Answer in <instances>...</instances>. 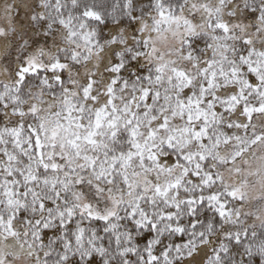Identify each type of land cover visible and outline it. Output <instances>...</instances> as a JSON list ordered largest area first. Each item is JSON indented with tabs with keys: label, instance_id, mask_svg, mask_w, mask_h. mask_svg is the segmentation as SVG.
<instances>
[{
	"label": "snow or ice",
	"instance_id": "1",
	"mask_svg": "<svg viewBox=\"0 0 264 264\" xmlns=\"http://www.w3.org/2000/svg\"><path fill=\"white\" fill-rule=\"evenodd\" d=\"M264 264V0L0 8V264Z\"/></svg>",
	"mask_w": 264,
	"mask_h": 264
},
{
	"label": "clouds",
	"instance_id": "2",
	"mask_svg": "<svg viewBox=\"0 0 264 264\" xmlns=\"http://www.w3.org/2000/svg\"><path fill=\"white\" fill-rule=\"evenodd\" d=\"M13 0H0V8H3L4 5L8 4V3H12ZM18 2V0H17ZM108 3H113L114 0H107ZM256 3H259V0H255ZM49 264H53V261H49Z\"/></svg>",
	"mask_w": 264,
	"mask_h": 264
}]
</instances>
